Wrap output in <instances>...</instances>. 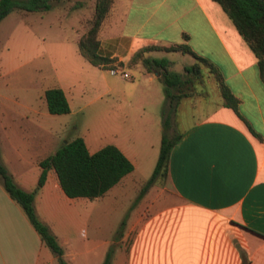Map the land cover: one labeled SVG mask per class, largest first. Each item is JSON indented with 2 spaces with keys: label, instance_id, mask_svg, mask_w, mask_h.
Masks as SVG:
<instances>
[{
  "label": "crops",
  "instance_id": "crops-1",
  "mask_svg": "<svg viewBox=\"0 0 264 264\" xmlns=\"http://www.w3.org/2000/svg\"><path fill=\"white\" fill-rule=\"evenodd\" d=\"M70 9L61 5L52 12L54 16L61 12L70 16ZM46 13L13 10L0 25L13 14L17 26L32 29ZM76 32L78 35L71 37L69 33L57 34L49 41L43 35L34 34V38L21 34L24 41L20 42H15L10 32L0 34V77L3 72H18L22 85L31 78L32 71L46 65L48 54L63 49L69 39L75 43L77 53L60 61L62 68L66 65L63 77L69 81L57 75L55 83L41 89L24 110L16 108V99L9 104L6 98H0V157L9 164L16 184L28 191L36 187L41 173L39 162L56 150L59 140L57 127L49 124L48 115L70 114L73 107L81 111L74 90L85 83V76L93 84L91 73L102 77L113 67L126 71L127 78L119 74L123 81L118 106L121 115L126 119L133 115L144 120L157 119L154 130H159V126L161 129L158 118L162 116L163 120L165 96L159 88L160 73L155 69L147 71L140 60L133 62L132 58L147 46L185 44L220 71L239 100L243 119L222 105L214 79L202 66L201 78L193 83L195 95L182 97L167 113L175 120L181 103L195 96L197 103L206 102L211 107L179 133L169 155L164 185L156 186V193L145 201V206L133 213L124 234L116 238V244H124L120 245L124 254L112 257L110 264H264V83L255 55L222 7L214 0H113L99 34V54L114 60L107 67L92 65L81 55L77 45L80 34ZM176 53L151 50L145 56L166 58L168 69L174 71L172 66L179 62L175 60ZM179 55L192 59L190 63L183 62L182 72L174 71L185 78V67L194 64L195 58L181 52ZM38 58L42 59L39 63ZM104 86V92L95 95L90 103L113 91V85L106 80ZM50 88L63 91L68 113L49 112L45 92ZM109 108L104 111L105 116H111L114 107ZM148 132L143 125L141 137H118L112 145L125 155L133 169L103 196L88 199L108 203L130 198L132 189L143 180L134 173L146 158ZM84 142L89 153L103 147L90 152ZM77 198L86 197H68L56 172L49 169L36 192L34 205L39 218L56 235L68 264H100L112 230L101 235L97 224L99 235L94 246L83 243L79 230L74 229L79 227L73 217L79 213L71 204ZM57 261L0 181V264Z\"/></svg>",
  "mask_w": 264,
  "mask_h": 264
},
{
  "label": "trees",
  "instance_id": "trees-1",
  "mask_svg": "<svg viewBox=\"0 0 264 264\" xmlns=\"http://www.w3.org/2000/svg\"><path fill=\"white\" fill-rule=\"evenodd\" d=\"M67 0H0V21L13 10L27 12H44L55 8L59 3ZM231 19L238 33L246 42L257 59L259 75L264 83V0H214ZM113 0H94L93 13L85 22V31L79 35L77 45L81 55L92 65L107 67L114 60L99 54V34L105 20L108 18ZM58 3V4H57ZM79 7L74 5L73 7ZM80 20V19H79ZM151 50L179 51L190 54L195 63L185 67L186 77L168 69L166 58H149L145 52ZM133 62L140 60L143 67L151 72L155 69L160 73V80L164 86L165 106L163 108L162 137L159 155L152 175L139 190L133 204L150 186L167 176L168 160L171 149L178 141L180 134L171 137L168 128L171 125L166 110L177 106L179 100L192 94L194 81L201 78V67H205L215 81L222 105L233 109L242 118L238 110L239 100L225 84L220 71L207 59L195 54L185 44L171 46H147L135 53ZM48 110L53 114L68 113V102L60 88H50L45 92ZM243 119V118H242ZM248 125V124H247ZM251 132L259 139L261 136ZM41 173L33 190L19 187L12 174L6 169L0 157V181L9 196L21 207L27 219L38 233L41 241L57 256L59 264H68L63 258V248L50 226L41 220L36 212L34 198L38 189L44 184L49 169H53L58 177L63 192L68 197L96 198L103 196L113 185L131 172L133 165L125 155L112 144L89 153L81 136H75L62 142L57 149L39 162ZM132 204V205H133ZM125 219L120 223L123 228ZM111 251H108L101 264H110Z\"/></svg>",
  "mask_w": 264,
  "mask_h": 264
},
{
  "label": "rangeland",
  "instance_id": "rangeland-1",
  "mask_svg": "<svg viewBox=\"0 0 264 264\" xmlns=\"http://www.w3.org/2000/svg\"><path fill=\"white\" fill-rule=\"evenodd\" d=\"M93 4L94 0H67L64 3H59L58 6L65 5L66 7L71 8V12L73 11L74 13L72 12L70 16H67L68 12H61L54 16L52 10L55 8H51L47 11L48 13L43 15L42 19L35 21L32 29H27L24 26H17V21L14 19V15L12 14L11 17L1 23L0 34L10 32V34H13L15 42L24 41V37L21 34H29L34 38V34H37L38 37L43 35L47 37L48 41L50 37L55 35L57 36V34L61 33H69L68 35L70 37L76 36L78 35L76 34V30L79 34H82L85 31V22L92 16ZM74 5H78L79 7H73ZM74 20L77 22V25L75 26ZM64 46L65 47L63 49H58L47 55L46 65L38 70L32 71L31 78L25 83L23 82L26 86L19 82V79L17 78L18 72H3L0 77V98H6L9 104H11L10 102H12L13 99H16L18 102L16 108L24 110L30 104L29 102H32L34 97L39 95L41 89L44 90L55 83L57 75L63 80L69 81V78L65 79L63 77L66 65H64L65 68H62L60 61L62 60V62H65L64 58L77 54L76 45L69 39ZM176 52L175 60H179V62L174 64L172 67L175 69L174 71L182 72L183 62L190 63L192 59L188 55H184L181 58L179 55L180 52ZM41 60V58H38L37 62L39 63ZM88 79L89 76H85V83L79 84L74 90L76 96L80 100V106H82L81 111L76 110L78 109L77 107H73V112L70 114L48 115L49 124L56 125L58 131L59 140L55 149H57V147L66 140L75 136H81L86 141L87 147L91 152L101 146L115 143L118 137H121L122 135H134L135 137H141V129L143 125L149 129L148 145L146 144V148L148 150L145 152L146 158L143 157L144 161L140 163V165L136 168L137 171L134 173L138 176V178L140 176L143 177V180L138 185L136 184V189L133 188V191L131 190L132 192L129 194L130 198L128 200H113V202L109 201L107 203V201L102 200L77 198L74 203L71 204L78 209L79 214L78 216L74 215L73 219L79 228L75 226L74 229L77 231L79 230V236L83 239V243L85 242L87 244H91V247L94 246V242L97 240L96 236L98 234V228L96 227L97 224L100 225L101 235L105 232V234H107V231L111 228V236L108 238L111 241L109 240L110 243L107 244L104 253L107 254L108 251H111L112 259L114 256L124 254V250L122 249L124 244H116V238L120 237L119 234H124L126 225L133 217V213L139 208L145 206V201L156 193V186L161 187L165 183V180H159L156 184L150 186L149 189L133 204L139 190L145 181L150 178L154 170L161 145L162 128L160 129L159 126V130H154L155 126H153V123L157 121V119L148 118L144 120L138 118L136 115L126 119L123 115H121V111L118 106H120V88L123 81L121 80L119 74L111 75L110 73H106L104 76L100 77L98 73H91V81L93 83L91 85L88 83ZM105 80L113 85V91L109 94V96L104 95L103 99L90 103V100L95 95L104 92ZM159 88L164 98L165 92L163 84H160ZM192 90V95H195V88H191L189 91ZM197 97L195 96V98L190 99L189 101L182 102L178 108L176 119H170L171 125L168 128V133L171 137L179 134L182 130L192 125L198 117L211 107V105L209 106L206 102L197 103ZM163 104L164 103L161 104V108L163 107ZM111 105L114 107V109H112L111 116H105L104 111H106L107 108L110 109L109 106ZM115 107H117V109ZM166 107V110H168L167 105ZM251 115L253 116V120L257 121L254 111L251 112ZM158 121L159 123H162V116L158 118ZM1 160L6 169L10 172L11 170L9 164H6V162L4 163L3 159ZM102 207H105V209L100 211L99 208L101 209ZM122 219H125V224L123 228L120 229ZM126 243L127 241H125V244ZM120 245H122V247ZM48 250L50 249L48 248ZM98 251L99 250H96L95 252ZM106 254H103L102 261H104ZM56 264H59L58 261Z\"/></svg>",
  "mask_w": 264,
  "mask_h": 264
},
{
  "label": "built area",
  "instance_id": "built-area-1",
  "mask_svg": "<svg viewBox=\"0 0 264 264\" xmlns=\"http://www.w3.org/2000/svg\"><path fill=\"white\" fill-rule=\"evenodd\" d=\"M111 74H121L122 77L127 78L129 74L126 71L121 70L119 67H113L110 69Z\"/></svg>",
  "mask_w": 264,
  "mask_h": 264
}]
</instances>
